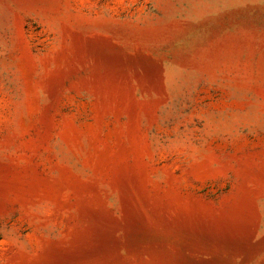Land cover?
<instances>
[{"label": "rangeland", "instance_id": "rangeland-1", "mask_svg": "<svg viewBox=\"0 0 264 264\" xmlns=\"http://www.w3.org/2000/svg\"><path fill=\"white\" fill-rule=\"evenodd\" d=\"M0 264H264V0H0Z\"/></svg>", "mask_w": 264, "mask_h": 264}]
</instances>
